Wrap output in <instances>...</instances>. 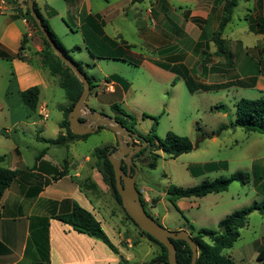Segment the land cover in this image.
<instances>
[{"label": "crops", "instance_id": "crops-1", "mask_svg": "<svg viewBox=\"0 0 264 264\" xmlns=\"http://www.w3.org/2000/svg\"><path fill=\"white\" fill-rule=\"evenodd\" d=\"M15 1L16 5L7 1L8 8L0 12V16H8L6 21L0 23V62L6 63L9 68L7 73L0 75V81H4L3 97L0 98V112L10 111L12 108L19 107L20 104L23 105L20 93L37 87L39 94L35 111L31 112L23 105L31 113L23 125L26 128L38 126L40 129L30 139L33 138L37 143H42L46 147L42 148L30 162H27L24 154L26 151L33 150L30 143L12 139L6 140L7 142L0 140V150H3L0 151V156L3 157L0 167L19 171L17 177L3 193L0 201V264H121L122 260L128 262L129 257L125 254L121 255L117 247L122 240L119 230L112 228L117 234V245L112 243L117 250V254H114L99 240L77 233L68 225L54 219L56 215L70 212L73 203H76L90 212L99 223L100 221L104 222L101 217L103 211L100 206V196L101 194L106 196L109 190L96 169L92 153L90 157L85 155L81 163L73 158L69 160L65 158L60 164L58 156L51 154L53 146L41 141V138L54 139L58 134H65L58 124L63 120L61 109L66 107L68 102L66 100L65 105L58 107L61 117L58 116V119L53 122V129L49 130V126L46 124L49 119L46 98L57 87L60 88L58 77L50 76L48 71L42 67L39 56L41 40L29 21L26 18H14L15 8H24L23 0ZM225 1L64 0L62 10L55 12L50 7L53 0H34L40 13L53 24L54 30L59 29L65 37L70 33L80 38L81 46L92 62V65L89 64L90 68L96 65L95 62L100 61L128 62L134 67L146 68L156 75L161 76L162 74L168 78L175 74L174 72L177 70L173 69L176 66L179 64L183 66V63L186 62V54L177 50V40H180V44L183 43L184 48L187 47V51L195 54V62L209 63L210 59L215 57V64L218 63L224 67L226 62L221 64L218 59L223 56L215 55L216 47L212 42V35L218 28ZM239 7H241V17L247 22L246 29L250 33L253 32L249 29V20H264V0H240L233 10L230 22L224 27L220 39L223 41L222 45L225 50L231 55L232 66L237 62V58H240L238 68H248L256 74L257 65L264 57L263 48L259 49V46L254 43L250 47L243 45L240 40L234 42L231 50H228L224 45L226 39L223 36L230 26L235 10ZM50 10L54 11L55 15L48 17L47 14ZM66 19L75 27V32H71L70 27L64 25L63 20L66 21ZM131 23L134 25L141 44L152 47L151 52L157 54L158 57L153 59L140 58V56L132 59L125 57L123 61L92 57L86 46V41L92 50H102L104 54L106 52L113 53L115 48L125 44L130 47L129 49L123 48L126 50L125 56L126 53L135 56L136 54L131 50H135L137 45L125 40V36H123L122 26ZM109 25H112V35H108L106 32ZM229 29L232 33L234 32L232 28ZM253 34L264 40V34ZM23 36H25L26 42L18 57ZM68 46L67 50H70L73 43H69ZM3 54L11 55L12 58L3 59L1 57ZM73 54L81 55L82 49L70 53V57ZM71 58L75 61L73 57ZM132 60L138 61V64L134 65ZM84 61L76 62L87 63ZM157 64L167 65L170 69L164 70ZM226 69L228 68H225V71ZM182 72L185 77H190L183 69ZM250 77L252 76L250 75ZM252 79H255L257 86L256 78ZM96 83H98L97 80ZM96 83L95 87H98L107 98L97 101L98 93L94 91V102L89 104L88 97L92 93L90 91L83 112L93 110L96 112L94 105L110 107L113 103L125 104L127 102L130 86L123 78L111 74L105 76L102 82ZM9 95L14 96L16 100L10 101ZM20 123L22 121H12L11 119L7 121L10 127ZM26 130L22 128L23 136H26ZM45 130L48 131V135L44 134ZM0 132L6 136L10 135V130L1 129ZM87 138L69 139L68 143H78ZM114 142H116V138L111 145ZM137 190L142 196L145 207L150 209L153 218L159 219L162 223L165 222L166 215L160 216L155 210L160 199L151 196V203L148 204L146 191L149 190L146 189L143 191L144 193L141 189ZM183 200H177L175 206L186 209L188 204H185ZM180 224L181 222L178 220L175 231L184 229V224L182 226Z\"/></svg>", "mask_w": 264, "mask_h": 264}, {"label": "rangeland", "instance_id": "rangeland-1", "mask_svg": "<svg viewBox=\"0 0 264 264\" xmlns=\"http://www.w3.org/2000/svg\"><path fill=\"white\" fill-rule=\"evenodd\" d=\"M63 4L64 0H53L50 7L55 12H60ZM7 19L8 16H0V23ZM47 23L64 48L69 49V43H73V46L82 49L81 55H71L75 61L85 60L84 62L92 65L77 35L69 33L65 37L59 29L54 30L53 24L49 20ZM63 23L70 27L71 32L76 31L67 19L66 21L63 20ZM122 27L125 40L137 45L135 50H131L136 55L130 56L126 53V59L139 58V56L148 59L158 57L157 54L151 52L152 47L141 44L132 23ZM229 28H232L234 32L232 33ZM246 28L247 22L241 17V7H239L235 10L230 26L223 36L226 39L224 45L228 50L233 48L236 40H240L243 45H249V47L254 43L259 46V49H264V40L250 33ZM106 32L108 35H112V25L107 26ZM118 39L120 40V38ZM179 41H176L177 50L186 54V62L183 63V66L180 64L176 66L173 70L177 71L170 78L162 74L161 76L156 75L146 68L134 67L128 62L100 61L95 62V66L86 70L98 83L102 82L105 76L111 74H116L129 83L130 95L127 97V102L125 104L121 102L113 104L120 106L128 114L134 116L136 120L135 130L138 133L146 135L153 130L156 138L163 139L167 132H171L181 137H187L193 145V150L190 153L182 154L175 159H169L166 155L160 154L154 170L144 167V163L140 160L136 161L135 185L137 189H141L142 192L146 189L150 191H146L148 204L151 196L158 197L160 202L155 206L156 213L160 216L166 215V221L163 223L154 218L169 231L176 230L178 220L181 222L180 226L184 224V227L190 223L195 229H216L219 221L232 212L248 207L254 202L264 201V137L258 133L245 132L240 128L230 127L235 119V103L239 99L255 100L264 97V57L257 65L258 71L254 74L248 68H238L240 58H237L234 66L225 64L224 67L218 63L215 64V57L210 59L209 63L195 62V54L187 51V47L184 48L183 43L180 44ZM218 59L221 64L226 62L224 57ZM225 68L228 69L225 71ZM182 69L190 76L186 77L196 83L227 84L241 80L251 86H233L214 92L192 91L190 93L188 84L186 85V77L182 75ZM8 70L7 64L0 62V75L7 73ZM252 78H256L257 86L256 84L252 86L253 83L250 81ZM3 86L4 81L1 80L0 98L3 97ZM95 86L94 90H91L90 97H88L89 104L94 102V91L98 93L97 101L107 98ZM8 99L10 101L16 100L11 95L8 96ZM115 99H117L116 96ZM46 100L47 111H49V119H47L46 124L51 130L54 127L53 122L58 119L59 115L61 117L58 107L65 105L66 99L63 91L57 87L54 92L47 96ZM220 106L224 107L223 110L217 109ZM94 109L99 112L102 111L100 113L108 117L113 116L109 106L94 105ZM30 114L21 104L10 111L0 112V130H10L9 136L0 132V140L7 142L6 140L12 139L30 143L33 150L26 151L24 154L27 162H30L42 148L46 147L42 143H37L33 138L30 139L40 129L38 126L26 128L23 125ZM9 119L22 121V123L10 127L7 124ZM22 128L27 129L26 136H23ZM44 134L48 135V131L45 130ZM114 139V134L103 128L90 134L86 140L81 142L74 144L67 142L62 146L51 147L53 149L51 154L58 156L60 164L65 158L68 160L73 158L81 163L84 156L90 157L96 148L111 146L115 149L117 147L116 142L111 145ZM221 162L225 163V167L217 168L214 171L203 169L204 164ZM234 172L246 173L249 176V183L232 182L225 192L208 194L202 198L184 199L185 204H188L186 209L175 208L169 203L165 195L169 186L192 187L199 185L204 180L227 178ZM100 198V206L103 211L101 217L104 221L99 220L101 227L114 245H117V234L112 228L119 230L122 234L121 243L117 247L121 255L124 256L125 254L129 257L127 264H145L152 257H155L160 251L159 246L141 235L139 230L126 219L122 207L116 203L110 191L106 196L101 194ZM145 209L153 217L150 209L148 207ZM263 239L264 215L254 211L248 215L245 226L240 230L239 238L230 249L224 251V254L236 263L257 264L256 254Z\"/></svg>", "mask_w": 264, "mask_h": 264}, {"label": "trees", "instance_id": "trees-1", "mask_svg": "<svg viewBox=\"0 0 264 264\" xmlns=\"http://www.w3.org/2000/svg\"><path fill=\"white\" fill-rule=\"evenodd\" d=\"M12 5H16L15 0H7ZM238 1L240 0H226L223 7L220 22L217 30L212 35V42L216 47V56H223L226 60V64L230 66L232 64L231 55L223 47V41L220 39V36L223 32L224 27L231 20V15L235 9ZM24 8H15V19L26 18L33 30L37 33L41 40V51L39 56L41 58V64L44 69L48 71L50 76L58 77V85L64 92L65 98L68 102L67 106L62 108L63 120L58 124L60 129H63L65 134H58L54 139H42L41 141L45 142L51 146H62L65 145L69 139H85L88 135L76 136L73 135L68 128L67 115L72 109L73 105L76 103L78 98L81 95L83 90L82 83L75 77L71 70L63 64L53 53L52 49L46 42L44 36L41 34L37 28L35 22L33 21L30 13L27 9L26 1L23 0ZM34 11L41 20L42 26L47 32L50 40L56 45V47L62 52L63 56L70 60L73 65L80 71L82 76L86 79L89 84V92L94 88L96 79L89 75L86 69L90 68L88 63L76 62L70 57V53L78 52L79 47L74 46L70 50H67L60 43L57 36L50 29L46 18L40 13V10L36 3L34 2ZM55 12L50 10L47 16H53ZM250 22V31L255 34H264V20L256 19L249 20ZM100 33H102L99 30ZM86 41V40H85ZM25 36L22 38V42L19 48L18 57L20 52L24 48ZM88 50L92 57L96 59L103 60H121L125 59V51L123 48L129 49V46L125 44L122 47L114 49L113 53L102 52V50H92L91 47L87 45ZM3 59L9 60L12 58L11 55L3 54L1 56ZM134 65L138 64V61H133ZM160 68L164 70H169L170 68L167 65L157 64ZM186 85L188 84V91H203V92H214L219 90H224L233 86L244 87L251 86L247 85L241 80L232 81L227 84H203L196 83L192 79L186 77ZM252 86L255 84V79L250 80ZM39 90L37 87H33L22 91L20 93V99L23 105L31 112H34L37 105ZM110 110L113 114L112 118L119 123L123 128L131 130L134 133H137L135 130L136 120L134 116L128 114L120 106L112 104ZM223 106H220L217 109L223 110ZM231 128L237 127L245 132H254L262 135L264 137V97H260L255 100L249 99H239L235 103V119L234 122L230 124ZM147 142V147L142 149L138 154L132 158V163L136 166V161L140 160L144 167L150 170H154L157 166V160L160 158V154L166 155L169 159H175L182 154L190 153L193 150V145L187 137H181L175 135L174 133L167 132L163 139H158L151 133L142 135L137 133ZM111 146H103L101 148H96L92 151V157L95 159V166L98 173L101 175L103 183L106 185L110 191L112 197L116 203L121 206V201L119 195L115 189V180L113 169L110 162L107 159L109 153H111ZM43 154V152H41ZM3 157L0 156V161ZM225 167V163H207L203 165V169L208 171H214L217 168ZM121 168L125 170V165L122 164ZM19 174L17 170H9L6 168L0 167V201L3 193L8 189L10 184ZM232 182H240L242 184L249 183V176L243 172H234L227 178H215L213 180H204L202 183L196 186L182 188L176 186H169L166 190V197L169 203L175 206V203L179 199H190V198H202L208 194H216L225 192L228 186ZM137 188V187H136ZM140 201L145 209V203L140 194ZM123 209V208H122ZM124 211V209H123ZM257 211L260 214L264 215V201L257 203L254 202L248 207H245L240 210L232 212L230 215L223 218L217 224L216 229H195V227L188 223L185 225L184 229L188 232L191 239L194 241L197 248V259L195 264H240L232 260L228 255L224 254V251L230 249L236 240L240 236V230L245 226L246 219L248 215L252 212ZM125 213V211H124ZM147 213V212H146ZM151 218H153L149 213H147ZM0 217H1V204H0ZM125 217L130 221L148 240L154 242L159 246L160 251L155 256L152 257L145 264H168L167 254L164 247L151 238L148 234L141 231L133 221L125 213ZM54 219L57 221L68 225L72 230L77 233L87 235L88 237L95 238L102 242L111 252L117 254L115 246L112 244L108 236L103 231L100 223L94 218V216L87 210L80 207L78 204L73 203L70 212L62 215L54 216ZM154 219V218H153ZM158 224H160L156 219H154ZM176 249V261L177 264H190L191 260V251L187 244L184 241H172ZM257 264H264V239L260 244V247L256 254ZM121 264H127L125 260H122Z\"/></svg>", "mask_w": 264, "mask_h": 264}, {"label": "water", "instance_id": "water-1", "mask_svg": "<svg viewBox=\"0 0 264 264\" xmlns=\"http://www.w3.org/2000/svg\"><path fill=\"white\" fill-rule=\"evenodd\" d=\"M25 1L30 16L55 56L71 70L83 85L80 97L67 115L70 132L76 136H83L92 134L98 131L100 127H104L114 134L117 148H110L111 153L108 154L107 159L112 166L115 189L119 195L121 206L125 213L141 231L148 234L165 248L168 264H177L176 249L172 241L178 240L184 241L187 244L191 251L190 264H195L197 259V248L188 232L184 229L178 231H169L165 229L146 213L140 201V193L135 185L137 168L132 163V156L138 154L142 149H145L147 147V142L137 133L123 128L113 118H109L99 112H83L85 109V101L89 94L88 82L73 63L63 56L62 52L48 37L40 18L34 11V0ZM134 139H138L142 144L134 143ZM122 164L125 165V170L121 168Z\"/></svg>", "mask_w": 264, "mask_h": 264}, {"label": "built area", "instance_id": "built-area-1", "mask_svg": "<svg viewBox=\"0 0 264 264\" xmlns=\"http://www.w3.org/2000/svg\"><path fill=\"white\" fill-rule=\"evenodd\" d=\"M8 8L7 0H0V12L5 11ZM26 22V20H24Z\"/></svg>", "mask_w": 264, "mask_h": 264}, {"label": "flooded vegetation", "instance_id": "flooded-vegetation-1", "mask_svg": "<svg viewBox=\"0 0 264 264\" xmlns=\"http://www.w3.org/2000/svg\"><path fill=\"white\" fill-rule=\"evenodd\" d=\"M133 141H134V143L142 144V142L139 141L138 139H134ZM116 144H117V142H116ZM116 146H117V145H116ZM116 148H117V147H116ZM134 156H135V155H133L132 158H133ZM145 211H146V209H145Z\"/></svg>", "mask_w": 264, "mask_h": 264}]
</instances>
